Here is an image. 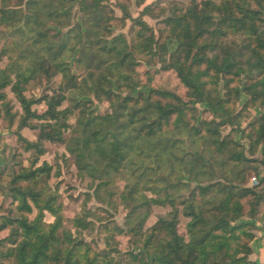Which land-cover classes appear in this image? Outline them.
<instances>
[{
  "label": "trees",
  "instance_id": "1",
  "mask_svg": "<svg viewBox=\"0 0 264 264\" xmlns=\"http://www.w3.org/2000/svg\"><path fill=\"white\" fill-rule=\"evenodd\" d=\"M24 1L20 0L17 8L0 9L1 25L11 26V20ZM89 1L70 0L71 6L77 2L83 13L85 39L88 40L86 50L92 48L89 44L98 35L100 24L112 19L106 16L97 0H91V4ZM252 3L259 9H253ZM121 8L127 13L124 6ZM149 12L150 7H146L143 13ZM131 19L139 27H148L140 17ZM263 21L264 0H222L221 4L192 0L185 11L177 9L165 20L172 30L171 44L177 43L169 60L162 54L168 53L166 44L137 30L138 41L120 65H124L128 56L148 60L159 54L163 69L173 70L188 89L190 102L152 87H146L147 92L135 98L133 93L139 84L131 82L128 86L131 93L124 98L107 91L109 113L87 114L85 109L81 110L75 127L69 123L73 109H63L67 95L62 85L52 90L53 95L44 94L39 99L26 95L33 79L50 82L61 73L64 79L76 80L55 48H47L53 53L49 59L30 60L22 53L10 58L4 68L0 67V103L7 128H12L18 117L7 93L10 89L22 108L14 134L26 152L32 153L29 167L20 163L11 167L8 192L18 214L0 216V233L9 230L8 236L0 237V264H120L118 256H127L130 264H256L249 260L252 249L248 244L253 238L251 228L254 226L242 220L244 217L256 219L260 213L264 204V177H260L254 187L241 185L247 165L253 160L245 156L241 145L222 138L220 133L222 127H234L239 123V116L233 114L232 102L220 99L218 94L215 96L208 85L209 79L213 85L222 82L236 100L242 90L231 88V85L234 79L246 74L248 84L244 92L263 110V115L255 122L250 153L262 147L259 162L264 166ZM79 31L78 39L82 40L80 26ZM230 36L247 39L246 50L250 54L247 72L239 65L235 52L221 50L223 40ZM115 51L116 46L108 50L110 54ZM4 57H8V52L2 49L0 63ZM43 102L46 104L44 112L33 110V105ZM198 103L208 104L213 121H203L200 126L189 122L187 113H193L189 105ZM82 104L78 102L76 108ZM24 129L36 131L38 139L33 142L25 138L21 134ZM68 130L72 134L66 138ZM201 141L209 160L195 150ZM45 142L66 145L79 172L98 182L95 195L101 202L114 208L115 199L120 197L129 211L125 222L128 230L115 229L121 234H131L140 253L123 255L112 248L96 254L91 245L84 240L77 241L72 231L65 227L66 222L70 223L79 232L94 227V223L89 221V211L65 220L58 194L47 185L52 168L47 162L38 166L45 154ZM115 177L125 181L123 194L111 187ZM177 204L183 206L184 216L189 219L188 239L178 232ZM155 205H170L173 210L153 227L145 229ZM35 211L36 216L31 219ZM46 212L55 218L53 224L44 222ZM99 221L102 223L99 226L106 231L107 224L104 225L100 218ZM110 238H114V234Z\"/></svg>",
  "mask_w": 264,
  "mask_h": 264
},
{
  "label": "rangeland",
  "instance_id": "2",
  "mask_svg": "<svg viewBox=\"0 0 264 264\" xmlns=\"http://www.w3.org/2000/svg\"><path fill=\"white\" fill-rule=\"evenodd\" d=\"M97 1L103 6L106 16L112 19L110 22L103 21L100 24L99 33L91 39L92 43L89 44V47L92 48L89 50L84 48L85 43L88 42L85 39L86 25H84L83 13L80 11L77 2L71 6L70 0L24 1L23 5L18 8V13L11 20L9 28L1 25L0 18V52L2 49L8 52V57L3 58L0 67L4 68L10 62V58H16L22 53H25L30 60L37 57L49 59L53 53L48 52L47 48H55L57 52L62 54L59 59L66 61L71 73L76 76V80L64 79L61 73H58L50 82L45 79H33L28 84L26 95L29 98L39 99L44 94L53 95L52 90L62 85L67 95L63 109H73V114L69 119V123L73 127L77 126L81 110L85 109L87 114L92 112L97 115L109 113L111 108L107 91L112 92L115 97L124 98L131 93L128 88L131 82L139 84L137 91L133 93L135 98H138L139 93L147 92L146 87H152L174 93L184 102H190L188 89L179 81L173 70L163 69L159 54L152 59L148 58V60L139 59V56H136L138 59L134 55L128 56L124 65L120 64L138 41L137 30H143L146 37L154 36L155 41L166 44L168 53L162 54L169 60L170 54L177 49V43L175 41L174 44H171L172 30L165 24V20L172 16L177 9L185 11L191 5L192 0ZM197 1L222 3V0ZM19 2L20 0H0V9L3 7L13 9ZM89 2L91 4V0ZM122 6L127 9V13L123 11ZM146 7H150L148 14L143 13ZM252 8L259 9L256 3H252ZM139 17L147 24V28L135 25L131 19ZM79 26L82 28V40L78 39ZM223 41L221 50L235 52L239 65L247 72L250 68L248 65L250 54L246 50L247 39L243 36H230ZM113 46H116L117 51L110 54L108 50ZM105 47L107 50L104 51ZM155 51H158V48ZM247 79L246 74L234 79L231 88L239 87L242 90L240 98L236 100L234 95H229L222 82L213 85L209 79L208 87L215 96L218 94L220 99L230 100L233 114L239 116V123L234 127L230 125L222 127L220 133L222 138H229L228 140H233L241 145L244 148L245 156L249 160H253L251 164L247 165L248 171L245 174L244 182L241 183L243 187L251 188L260 181V177H264V166L259 162L262 160V147L254 154L250 153V142L251 136L254 137L255 122L263 115V110L260 105L253 104L251 97L244 92V86L248 84ZM7 93L14 105L13 112L18 113V117L14 126L8 129L5 112L0 103V216H15L18 214L17 207L10 199L8 192V185L12 180L11 167L16 163L29 167L32 161V153L26 152L24 146L17 142L14 132L19 124L22 108L10 89L7 90ZM78 102L84 104L76 108ZM189 107L193 109V113H187V119L195 126H200L203 121L211 122L214 120L208 104H190ZM32 108L34 111L42 113L46 110V104L43 102L33 105ZM216 121L220 122L219 119ZM21 134L33 142L38 139L36 131L24 129ZM71 134V130H68L66 138H69ZM43 148L45 154L40 158L38 166L47 162L52 168L47 185L49 190L58 194L59 202L63 204L65 220L74 219L86 211L91 213L89 221L94 223V227L90 229L78 232L77 229L71 227L70 223L66 222L65 227L72 231L77 241L84 240L91 245L96 254L112 248H116L123 255L130 252L140 253L141 251L134 246L133 240L135 241V239L131 234H121L115 229L124 228L125 231L128 230L125 222L129 211L122 204L120 197L117 196L115 199L114 208L97 199L95 190L98 182H94L79 172L75 159L68 152L65 144L45 142ZM195 150H198L209 160V155L205 154L206 149L202 141L198 143ZM228 156L229 154L225 157ZM194 185L193 183L192 187ZM125 186V181L122 178H113L111 187L115 188L119 194H123ZM146 195L154 197L151 192H146ZM177 208L180 222L178 232L188 239L187 224L189 219L184 216L183 206L177 204ZM172 210L170 205L153 206L145 229L153 227L161 217H166ZM35 216L36 211L30 218L34 219ZM99 218L103 220L104 225L107 224L106 231L105 228L99 226L102 224ZM242 221L254 226L251 228L253 238L248 242L252 249L249 260L256 264H264V204L260 207V213L256 219L244 217ZM44 222L53 224L55 218L46 212ZM8 232L9 230L0 233V237L8 236ZM113 234L114 238H110ZM117 261L120 264H130L127 256H118ZM135 263L133 262V264Z\"/></svg>",
  "mask_w": 264,
  "mask_h": 264
}]
</instances>
